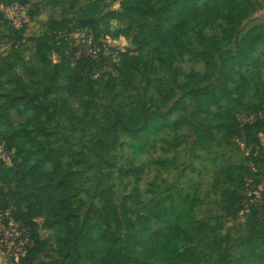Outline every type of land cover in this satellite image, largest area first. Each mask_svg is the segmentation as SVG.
<instances>
[{"label":"rangeland","instance_id":"374dc122","mask_svg":"<svg viewBox=\"0 0 264 264\" xmlns=\"http://www.w3.org/2000/svg\"><path fill=\"white\" fill-rule=\"evenodd\" d=\"M165 1L77 0L71 8L68 2L53 7L47 6L49 0H30L26 6L4 7L5 15L0 9V69L6 71L0 92L10 95L14 89L18 96H37L49 111L37 119L23 105L11 109L0 126V155L8 152L11 131L21 126L41 142L38 146L70 148L73 156L62 158L64 176L59 178L67 177L71 207L77 209L73 215L79 219L72 218V223L86 220L100 245H113L117 228L93 212L102 207V191L109 190L122 220L116 246L122 245L119 237L128 239L120 248L122 264H162L167 248L190 246L198 250L200 264H264V212L253 214L255 206L248 201L236 205L238 193L251 197L259 189L242 188L248 165L264 190V158L255 161L252 155L254 137L264 149V126L236 127L225 112L243 126L264 107V42L255 46L251 60L232 70L233 98L241 76L247 79L243 105L223 103L225 111L216 114L217 105L203 99L199 106L183 88L203 82V61L180 58L174 49L141 48L135 41L136 19L125 15L124 4L157 8ZM252 4L233 39L214 52L217 71L203 85L223 76L222 58L236 53L250 28L264 24V0ZM9 17L22 26L14 27ZM53 20L59 24L51 26ZM84 23L88 27H82ZM225 25L222 18L210 25L199 23L182 39L198 45L199 31L218 38ZM49 26L59 29L58 34L50 35ZM73 52L75 59L91 58L83 70L95 91L87 109L80 96L68 95L53 81V64ZM45 56L52 62L48 77L41 60ZM9 65L25 86L5 83ZM143 113L149 120L141 126ZM46 171L53 172V165L47 164ZM9 176L11 185L0 183V208L8 204L12 210L27 211L36 175L16 167ZM9 210L4 219L0 215V264H7L8 253L21 254L28 244L20 224L4 222ZM45 215L37 217L48 244L40 261H49L57 247L54 231L44 227ZM198 221L206 222L207 230L197 232Z\"/></svg>","mask_w":264,"mask_h":264},{"label":"trees","instance_id":"16d2710c","mask_svg":"<svg viewBox=\"0 0 264 264\" xmlns=\"http://www.w3.org/2000/svg\"><path fill=\"white\" fill-rule=\"evenodd\" d=\"M77 0H49L47 6L64 7L68 2L70 7L76 5ZM30 0H0L1 5L11 6L14 4L26 6ZM125 15L128 18L136 19L135 23L138 28L136 43L139 47H155L174 49L180 58L186 55L193 59H199L204 62L206 71L202 77V83L184 84L185 94L191 95L199 106H202L203 99L211 101L217 105V113L225 111L223 103L240 107L243 105L246 92L247 79L241 76L240 83L236 87L237 97L233 98L230 92V84L235 82L232 70L235 67L242 66L252 59L254 48L257 44L264 42V24L255 25L248 30L242 37L235 54L222 58V74L223 76L216 79L214 84L203 85L213 78L217 71V64L214 59V52L225 42H230L237 33L238 26L246 12L253 8L252 0H166L160 7H144L139 3L128 6L124 4ZM219 18L226 20V25L222 31L221 37H207L202 31L196 34L194 40L182 39L189 31L195 28L199 23L210 25ZM7 22V20H6ZM94 23L96 21L93 19ZM51 26L58 25L57 20L49 23ZM50 27V35L58 34L59 29ZM88 27L86 23L81 25ZM22 35V34H20ZM65 53V52H64ZM75 52L68 56H64L60 63L53 64V81L57 83V88L65 90L68 95L80 96L81 103L87 109L89 103L94 100V89L89 81L84 77L83 70L86 61H90V57H80L75 59ZM75 59V60H74ZM43 70L48 77V67L52 62L48 57H42ZM5 69H0V77L5 74ZM9 75L5 83L22 82L26 84L20 76L15 75L12 67H7ZM63 79L64 83L61 82ZM0 85L3 81L0 80ZM49 88V86H47ZM0 92V126L9 119V111L16 109L19 105H23L25 109L34 112V117L40 119L41 116L49 114L46 105L43 107L37 96H22ZM46 95V93H45ZM87 97V99H86ZM36 100V101H35ZM34 102H37L35 104ZM236 107V108H237ZM262 107L256 109L258 111ZM228 118L232 120L236 127L244 128L245 126L263 125L264 122L256 120L247 122L245 125L236 120L237 117L233 113L225 111ZM141 126L146 125L149 115L143 113L141 115ZM37 138V137H36ZM252 155L255 161L259 157L264 158V149L259 137L253 138ZM31 136L30 132L24 127L15 128L11 131L8 141H6L7 149L11 151V164L0 159V183L11 185L12 177L10 174L16 172V167L29 169L36 175L37 180L34 182L33 191L27 198H32V202L27 205V211H19L18 207L12 210L8 204L0 208V215L9 208V217L16 223L20 224L27 230L29 234V243L25 248L24 254L19 258L18 264H122L121 249L123 243L128 239L119 237L122 242L121 247L116 246L117 233L121 230L122 220L109 190L102 191L103 204L100 209L93 211L97 218L101 219L105 224L115 226L117 231L114 233L115 241L113 245L104 247L99 244L98 237L92 234L93 227L86 225V220L80 223L79 220L72 223V218L79 217L73 215L77 209L71 207L70 187L67 177L59 178L63 175L62 158L64 156H73L70 148H49ZM40 147V148H38ZM256 151L258 153L256 154ZM19 161V163H17ZM259 161V160H258ZM17 163V165H16ZM53 165V172L46 171V165ZM16 165V166H15ZM245 173L241 177L242 188L246 185V178H252L255 184H259L257 172L249 165L245 167ZM262 192V205L255 206L252 211L256 216L264 212V190ZM243 193H238L236 205L247 199ZM35 203V206H34ZM46 213L44 227L54 231L57 242L55 254L49 261H40L39 258L47 248V241L42 237L37 217ZM74 216V217H73ZM77 216V217H75ZM89 217H87L88 220ZM252 220L257 221V217ZM8 220H5L7 223ZM198 225L197 232H204L208 226L206 222H195ZM162 264H200L199 252L196 247H186L179 250L176 247L167 248L165 253V261Z\"/></svg>","mask_w":264,"mask_h":264},{"label":"built area","instance_id":"2783aa9c","mask_svg":"<svg viewBox=\"0 0 264 264\" xmlns=\"http://www.w3.org/2000/svg\"><path fill=\"white\" fill-rule=\"evenodd\" d=\"M15 5H17V6H19V7H22V5H18V4H14V5H11V6H5V5H1V10H2V12L4 13V15H5V9H3L4 7L5 8H10V7H13V6H15ZM6 12H7V10H6ZM10 18V19H9ZM8 19L10 20V22L9 23H12V25L14 26V27H16V28H19L20 26H22V23H21V21L20 20H18L17 18H15V17H9ZM8 19L6 18V20L8 21ZM13 27V28H14ZM78 57V56H77ZM78 58H80V57H78ZM256 120H261V121H263L264 122V107H262L261 109H259L256 113H254V115H252V117H251V119H250V121L249 122H252V121H256ZM8 150V149H7ZM258 153V151H256V154ZM10 154H11V151H9L8 150V152H6L4 155H0V159H2V160H4V161H6V162H8V160L10 159ZM252 185H255V186H258L257 188H259V189H257V191H259V192H257V191H255V193L253 194V195H251V197H249L248 196V198L244 201V203L243 204H245L246 203V201H248V203L249 204H247V205H249V206H253V205H257V206H259V205H262V202H263V198H262V196H261V198L259 199V197H260V194L259 193H261V195H262V190L263 189H260V187H259V185H257V184H255L254 183V181H253V179L252 178H246V187L248 188V187H250V186H252ZM2 217H3V215H1ZM5 216V215H4ZM5 217H3V219H4ZM7 219H5V220H8L7 221V223L5 222V220H4V222L6 223V224H8V222L10 221H14L11 217H6ZM15 222V221H14ZM16 223V222H15ZM20 228L21 229H23V230H25V232L27 233V230L25 229V228H23L22 226H20ZM28 234V233H27ZM28 243H29V234H28ZM28 245V244H27ZM26 248V247H25ZM25 248H24V251H25ZM24 251L21 253V254H15V253H8L7 255H8V258H7V264H18V262H19V258H20V256L22 255V254H24Z\"/></svg>","mask_w":264,"mask_h":264}]
</instances>
